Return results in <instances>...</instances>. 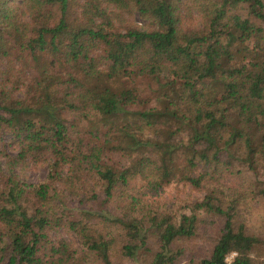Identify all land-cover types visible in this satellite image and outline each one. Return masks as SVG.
Returning <instances> with one entry per match:
<instances>
[{"label":"trees","instance_id":"obj_1","mask_svg":"<svg viewBox=\"0 0 264 264\" xmlns=\"http://www.w3.org/2000/svg\"><path fill=\"white\" fill-rule=\"evenodd\" d=\"M132 13L148 28L123 25ZM0 131L16 137L20 161L48 154L60 182L0 173V264H120L146 254L150 233L158 250L146 264H174L180 242L207 235V254L189 251L188 263L254 264L260 240L239 210L250 189L225 193L219 181L235 158L252 169L264 154V0H0ZM112 153L124 163L107 162ZM135 177L202 195L171 216L150 213L139 190L110 213ZM71 196L88 206L65 210ZM63 225L79 250L49 238Z\"/></svg>","mask_w":264,"mask_h":264},{"label":"rangeland","instance_id":"obj_2","mask_svg":"<svg viewBox=\"0 0 264 264\" xmlns=\"http://www.w3.org/2000/svg\"><path fill=\"white\" fill-rule=\"evenodd\" d=\"M122 24H130L138 28H148L147 21L140 18L136 13L124 14ZM189 22L191 24H199L197 12L195 10L190 11L188 15ZM149 27H151L149 25ZM196 71L195 67L193 70ZM195 73V72H194ZM206 79L204 80V82ZM212 91L216 93V96L220 98L222 95H229V89L218 91L219 89L215 86L211 87ZM147 93L144 91L143 96ZM82 115V114H81ZM78 126L84 131L86 129V119L79 115L78 119L74 121ZM78 130H80L78 128ZM80 130V131H82ZM74 138V135H70ZM16 137L12 135L10 131H0V173L7 174L12 172L14 176L21 182L35 186L41 182H51L53 186H60L56 181H51V158L48 154H44L40 160L37 162L29 161L28 158L24 161H20L16 158L17 155V143ZM240 152V151H238ZM256 160L252 162V169L247 167L244 157L235 158V162L231 167L232 173L226 171L224 168L221 172L220 181L224 186V192H228V189L234 188V192L243 191L249 188L250 191L241 196L239 199V210L242 218L244 219L246 231L250 234L255 235L260 243L254 245L251 251V258L254 264H264V154H258ZM107 157V162H115L116 165L123 164L124 161L121 156H117L112 153L110 157ZM104 160V159H103ZM105 161V160H104ZM226 169V170H225ZM62 174L67 173V168L63 167L61 170ZM4 176V175H3ZM93 177L88 179V183H93ZM131 184L127 187H119L115 191L118 195L108 204V211L114 215L120 213L119 207L125 196H133V194L141 193L140 191L145 190L142 196L139 197V203L144 206L150 213H168L171 216H178L181 212H188V210L183 207L185 204L190 203L196 199H199L202 195V191L192 188L189 184L182 182H169L156 190H150L146 188L144 182L138 177H135L130 181ZM119 189V190H118ZM148 189V190H147ZM140 190V191H139ZM65 210L70 208V212L76 215L82 206H88V203L78 201L75 197H65L64 198ZM219 226V221H216L208 229L210 236H215L217 234V228ZM48 236L53 241L60 238L70 242L73 248L80 249L76 237L63 226L53 227L48 230ZM211 237L207 235L206 237L198 238L193 237L180 242V245L185 248L184 256L178 257L174 264H190L187 262L185 255H188L189 251L195 252L192 256L207 254L209 242ZM119 242V241H118ZM148 251L143 257H138L137 260L133 259H123L120 264H146L147 259L150 258L152 253L158 250V242L153 235L150 233L147 238ZM176 246H173V250ZM234 253H230L226 256V262H231ZM197 260L195 258L196 264ZM99 264V263H93Z\"/></svg>","mask_w":264,"mask_h":264}]
</instances>
